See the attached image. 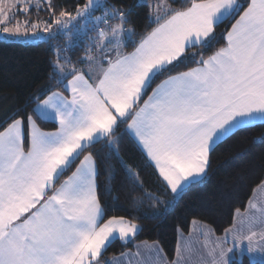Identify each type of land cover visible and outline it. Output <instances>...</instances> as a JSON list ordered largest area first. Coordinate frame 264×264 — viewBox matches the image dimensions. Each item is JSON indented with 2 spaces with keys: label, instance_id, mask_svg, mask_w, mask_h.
Returning a JSON list of instances; mask_svg holds the SVG:
<instances>
[{
  "label": "snow or ice",
  "instance_id": "obj_1",
  "mask_svg": "<svg viewBox=\"0 0 264 264\" xmlns=\"http://www.w3.org/2000/svg\"><path fill=\"white\" fill-rule=\"evenodd\" d=\"M137 6L106 7L87 0L75 16L66 11L55 16L58 28H67L70 21L90 18L93 11L104 8L97 23L107 27L97 30L94 47L103 53L107 42L116 55L104 57L106 66L87 55V73L75 67L68 71L70 61H56L57 84L72 76L64 85L70 99L53 92L43 100L36 97L33 109L42 119L54 114L59 122L56 131H41L32 115L15 118L18 113L0 130V264H100L103 252L117 238L126 241L136 235L137 225L123 217L100 224L103 209L92 153L56 186L88 146L102 138L109 146L117 145L120 124H127L126 133L154 163L171 193L180 194L206 175L214 143L237 128L257 120L264 123V0H249L247 7L238 0H190L180 10L157 4L152 21L156 26L132 52L124 53L125 39L135 35L134 28L126 25ZM237 15L223 47L195 61L197 67L167 76L139 106L154 79L170 72L169 66L186 48L209 47L216 39L214 28ZM12 19L5 15L0 30L20 35L21 24L3 26ZM39 26L31 24L33 29ZM43 30L51 33V25ZM22 34H28L27 22ZM249 205L255 210L246 217L249 234L241 235L243 222L238 230L226 229L225 237L217 238L209 249L208 264H231L229 253L242 240L248 241V253H264V204L250 200ZM257 223L260 232L253 230ZM229 234L235 243L226 248ZM150 251L154 256L143 264H161V250L153 245ZM176 257L167 264H187L179 245ZM113 262L120 264L116 257L105 264ZM259 264H264V256Z\"/></svg>",
  "mask_w": 264,
  "mask_h": 264
},
{
  "label": "trees",
  "instance_id": "obj_2",
  "mask_svg": "<svg viewBox=\"0 0 264 264\" xmlns=\"http://www.w3.org/2000/svg\"><path fill=\"white\" fill-rule=\"evenodd\" d=\"M116 7L138 4L129 17L135 35L125 53L134 49L140 38L156 25L150 19L146 4L137 0H106ZM247 7L249 0H238ZM87 0H48L47 13L53 18L61 11L76 15L77 7ZM173 9H183L190 0H169ZM34 9L28 12L34 16ZM243 9H241V12ZM42 13V11H41ZM92 15L100 14L95 10ZM239 15L225 20L214 28L215 41L207 48L192 46L181 59L169 66L171 71L158 75L152 87L165 77L197 67L195 61L207 58L226 43V32ZM79 19L72 20L70 26ZM66 46L62 30L38 42L0 40V130L15 118L32 115L41 129L52 130L55 124L39 119L33 109L40 100L54 90L61 89L54 78V65L59 59L66 68L82 69L87 66L83 57L86 51L82 41ZM69 52V57L63 54ZM57 52V53H56ZM63 54L62 56H58ZM71 75H67V80ZM117 145L109 146L99 140L87 147L65 171L61 179L74 170L81 157L92 153L97 165V197L103 209L102 221L123 217L139 226L132 240L122 243L115 240L100 257L104 261L131 250L136 243L154 242L172 261L180 235L190 232L191 223L200 221L209 225L213 234L221 235L233 222L237 210L245 209L253 191L264 181V123L237 128L230 137L212 147L206 175L198 183L188 185L180 194L174 195L159 178L154 168L126 133V124H120L116 132ZM60 180V179H59ZM58 182V181H57ZM231 264L251 263L246 256L232 260Z\"/></svg>",
  "mask_w": 264,
  "mask_h": 264
},
{
  "label": "rangeland",
  "instance_id": "obj_3",
  "mask_svg": "<svg viewBox=\"0 0 264 264\" xmlns=\"http://www.w3.org/2000/svg\"><path fill=\"white\" fill-rule=\"evenodd\" d=\"M154 1L156 2V4H150V9H152V7L154 8V14L153 13L150 14L151 20H154L157 14L156 5L161 4L159 3L158 0H154ZM47 2L48 0H0V9H2V11H0V20H3L5 15L13 16V19L10 22L4 23V26L13 28L16 26L17 23L22 25L20 35L5 34L2 32V30H0V40L38 42L43 39H46L47 36L54 34L55 32H57V30H62L63 36L65 38L66 46L69 47L73 45V43L74 44L80 43L79 41H82L83 48L86 51L83 60L85 59L87 61L86 59L87 55H92L96 58V60L107 61L104 57L112 58L116 55L115 50H113L112 46L107 44V42H105L106 47L103 53L101 52L100 48L94 47V42L96 41L97 38V30L105 29L107 27L103 23H99V24L97 23V17L103 16L104 9L102 16L96 14V15H91L90 18L79 17V19L75 21L71 26H70L71 24L70 21L67 28H58V26L54 23L55 17L52 18L50 16V12L47 13L46 11ZM32 8L34 9L33 11L34 16L30 17L28 15V12ZM26 22L28 26V34L24 35L22 34L23 25ZM36 23H39L40 26L36 29L31 28V24H36ZM46 24L51 25V33L44 32L43 29ZM6 36L8 39L5 38ZM127 44L128 41L127 39H125L124 46L122 49H125ZM90 48L92 49L91 52L88 51V49ZM63 52H64L63 54H66L69 57L70 55L69 52H67L66 50H64ZM63 54L61 55L58 54V56H62ZM60 63L63 64L62 62ZM66 69L68 71L71 70L70 68H66ZM260 185L257 188H255V191L252 194V197L248 200L245 209L240 210L239 214L237 212L235 213L233 222L227 229H233L234 231L238 230L242 227V222H243V231L241 235L249 234L248 226L246 223V217L255 211L254 209L250 208L249 201L252 200L253 202L257 203L258 206L264 204V187H260ZM174 195H178V194H174ZM195 222L197 223L194 222L191 223L190 234L188 239L182 240L185 237H179L172 261L177 258L176 249L177 246L179 245L182 251L184 252V256L186 258L187 264H208V262L211 259L210 256L208 255V251L213 246L214 241L217 238L225 237L226 229L223 231L221 235H214L209 225L204 224L200 221H195ZM253 230L260 232L262 229L260 225L257 223L253 227ZM234 243L235 242L231 239V234H229L228 242L227 244H225V247L226 248L233 247ZM205 244H207V247H205ZM247 244H248L247 240L240 241L239 246L236 247L234 252L229 253V255L233 257L232 260H237L240 257L246 256L251 263H255V262L259 263V260L261 259L262 256H264V253H260L259 251L254 253H248L246 251ZM185 246L188 247L189 251H185ZM158 248L161 250L160 247ZM161 257L163 261L161 262V264H167V262H170L167 260V257L165 256L162 250H161Z\"/></svg>",
  "mask_w": 264,
  "mask_h": 264
},
{
  "label": "crops",
  "instance_id": "obj_4",
  "mask_svg": "<svg viewBox=\"0 0 264 264\" xmlns=\"http://www.w3.org/2000/svg\"><path fill=\"white\" fill-rule=\"evenodd\" d=\"M139 3H143V4H146L147 5V7L149 8V11H150V14L151 13H153L154 14V8L152 7V9H150V4H156V2L154 1V0H137ZM159 1V3H161V4H165V3H167V5L170 7V8H172L171 7V5L169 4V0H158ZM100 3H103V4H105V6L107 7V6H109L108 4H107V1L106 0H102ZM33 9V8H32ZM103 9L104 8H100L99 10H100V14L99 15H101L102 16V13H103ZM173 9V8H172ZM150 19H151V17H150ZM236 19H239V16L236 18ZM235 19V20H236ZM151 21H153V20H151ZM119 21L118 20H109V24H116V23H118ZM233 23H235V21L233 22ZM4 26V25H3ZM230 30V29H229ZM6 39H8L7 38V36L5 37ZM195 46H197V45H195ZM188 48H186V50H187ZM134 49H132L131 51H129L128 53H130V52H132ZM185 50V51H186ZM121 51L122 52H124L125 53V49H121ZM113 59L115 58V56L114 57H112ZM97 61H99V62H101V63H103L104 64V66H106L107 65V61H102V60H97ZM88 61H87V66L86 67H84V68H82V69H80V70H82V71H84L85 73H87L88 72ZM175 63V62H174ZM188 71V70H187ZM181 73V72H180ZM176 74H178V73H176ZM176 74H173V75H176ZM93 75L95 76V73H93ZM72 78V76L69 78V79H67V80H64V82H63V84L61 85L62 86V90L61 89H57V90H54L53 92H60V93H62L65 97H67V98H69L70 99V96H71V94H70V92L69 91H66L65 90V87H64V85H66L67 84V81L68 80H70ZM167 77H165L164 79H166ZM164 79H162L161 81H163ZM161 81H159V82H157L153 87H152V89H154L158 84H160L161 83ZM152 89L149 91V93H146L145 95H144V97H143V99L140 101V104H139V106H142L143 105V100H146L147 98H148V95H151V92H152ZM53 92H51V93H49L47 96H49V95H51ZM46 96V97H47ZM45 97V98H46ZM45 98H43V99H45ZM42 99V100H43ZM36 106V105H35ZM35 108V107H34ZM35 113V112H34ZM35 115H36V113H35ZM37 116V115H36ZM38 117V116H37ZM39 119H41L42 121H45V122H50V123H53V124H55V128L54 129H52V130H44V129H41L39 126H38V124H37V126L40 128V130L41 131H44V132H54V131H56L58 128H59V122H58V120H56L55 119V117H54V114H52V115H50L48 118H46V119H42V118H39ZM130 122V121H129ZM258 122H260V121H255L254 123H252V124H255V123H258ZM252 124H249V125H252ZM245 126H248V125H245ZM242 127H244V126H242ZM126 129H127V124H126ZM132 137V136H131ZM132 139L134 140V142L136 143V145H137V147L141 150V152L143 153V155L146 157V159H147V161H148V163L154 168V170L156 171V173H157V175L159 176V178L163 181V179H162V177H160V175H159V172H158V169H156L155 168V166H154V163L153 162H151L148 158H147V156H146V153L142 150V148L138 145V143L135 141V139H134V137H132ZM100 140H103V138L102 139H100ZM215 144V143H214ZM213 144V145H214ZM213 147V146H212ZM85 155H87V154H85ZM84 156V155H83ZM83 156L81 157V159L80 160H82L83 159ZM79 164H80V161H79V163L76 165V167L77 166H79ZM97 166V165H96ZM76 167L74 168V170L73 171H75V169H76ZM72 171V172H73ZM72 172H70L68 175H66L65 177H63L62 179H61V176H60V180L57 182V184H56V186L58 187L59 186V184L60 183H62L64 180H66L67 179V177L68 176H70L71 174H72ZM204 177V176H203ZM202 177V178H203ZM201 178V179H202ZM164 182V181H163ZM96 184H97V179H96ZM164 184L166 185V182H164ZM258 187V186H257ZM256 187V188H257ZM169 189V188H168ZM170 190V189H169ZM255 191V190H254ZM254 191H253V193H254ZM96 192H97V188H96ZM171 192V191H170ZM252 193V194H253ZM173 194V193H172ZM252 197V196H251ZM103 217V216H102ZM111 219V218H110ZM109 220V219H108ZM127 221V220H126ZM105 222H107V220H105V221H102V218H101V220H100V224H103V223H105ZM194 223H197V222H194ZM138 227V229H139V226H137ZM139 231V230H138ZM138 233V232H137ZM136 233V234H137ZM189 234H190V232L187 234V235H180L179 237H185L184 239H182V240H185V239H188L189 238ZM215 235V234H214ZM133 237L134 236H130L129 238H128V240H126V241H123V240H120L119 238H117L116 240H118V241H120V242H122V243H125V242H128V241H130V240H132L133 239ZM179 239V238H178ZM153 245H155L156 247L158 246L157 245V243H154V242H139V243H136L135 245H134V247L131 249V250H128V251H126V252H124L123 254V256H121V254H119V255H117V256H113V257H110V258H108V259H106V260H104V261H101L100 260V264H105V262L106 261H113V258L114 257H116V258H119V261H120V264H143V262H145V261H147L148 260V258L150 257V256H154V253L152 252V251H150V246H153ZM159 247V246H158ZM137 253H139V255H137ZM168 260V259H167ZM169 261V260H168ZM161 262H163V261H161ZM113 264H115V262H113Z\"/></svg>",
  "mask_w": 264,
  "mask_h": 264
},
{
  "label": "water",
  "instance_id": "obj_5",
  "mask_svg": "<svg viewBox=\"0 0 264 264\" xmlns=\"http://www.w3.org/2000/svg\"><path fill=\"white\" fill-rule=\"evenodd\" d=\"M102 0H98V2H101ZM232 19H234V18H232Z\"/></svg>",
  "mask_w": 264,
  "mask_h": 264
}]
</instances>
